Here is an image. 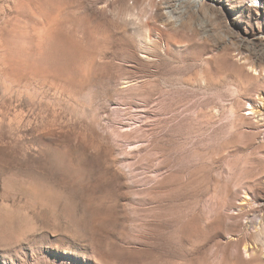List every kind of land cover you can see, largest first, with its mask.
<instances>
[{
	"label": "rangeland",
	"instance_id": "374dc122",
	"mask_svg": "<svg viewBox=\"0 0 264 264\" xmlns=\"http://www.w3.org/2000/svg\"><path fill=\"white\" fill-rule=\"evenodd\" d=\"M0 264H264V0H0Z\"/></svg>",
	"mask_w": 264,
	"mask_h": 264
}]
</instances>
